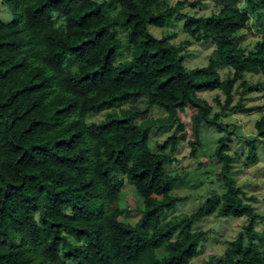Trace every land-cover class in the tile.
<instances>
[{"label":"trees","instance_id":"obj_1","mask_svg":"<svg viewBox=\"0 0 264 264\" xmlns=\"http://www.w3.org/2000/svg\"><path fill=\"white\" fill-rule=\"evenodd\" d=\"M215 1L219 11L188 17L183 27L215 44L226 80L214 65L188 70L172 37L150 32L179 20L184 1L1 0L14 21H0V264H193L204 232L192 225L214 214L249 218L216 264H264L259 214L236 186L229 140L212 156L225 193L179 221L163 219L177 202L167 149L179 138L152 150L150 130L172 127L190 109L196 146L199 127L218 117L199 93L223 91L226 111L245 74L264 77V32L252 50L241 45L264 0H246L243 9L240 0ZM123 46L130 58L119 61ZM139 98L144 108L131 105ZM153 106L167 120H141ZM103 111L99 123L86 122ZM255 131L264 140V116ZM249 147L250 165L257 153ZM125 178L143 199L136 225L122 220Z\"/></svg>","mask_w":264,"mask_h":264},{"label":"rangeland","instance_id":"obj_2","mask_svg":"<svg viewBox=\"0 0 264 264\" xmlns=\"http://www.w3.org/2000/svg\"><path fill=\"white\" fill-rule=\"evenodd\" d=\"M101 4L108 0H94ZM184 1L185 6L178 12L180 19L172 24L156 28L150 27V32L157 36H170L171 44L180 50L184 57V65L188 70L215 66L221 79L226 80L231 73L228 69L215 65L216 46L211 40L198 41L184 30V22L188 17H207L221 8L215 0H173V2ZM194 2V5L192 3ZM246 0H240V8H244ZM0 21L11 23L14 21L13 13L0 0ZM264 32V14L262 17L250 12L249 29L242 31L244 39L242 46L247 51L252 50L261 39ZM125 45L126 35L119 30L118 35ZM119 61L130 58V50L123 46ZM234 98L231 107L224 110L226 95L221 90L204 91L199 96L206 100L211 106L210 118L218 114L214 125L203 122L199 127V143L194 135L190 109L180 113L181 122L176 121L172 127H155L150 130V147L156 149L157 143L166 141L173 135L179 138L167 152L173 159V163L167 166V171L175 178L172 196L177 198L174 208L167 209L163 219L181 220L183 216L198 210L212 194L225 193L224 181L219 178L220 170L212 156L217 146L225 139L228 141V154L235 159L234 179L244 195V199L250 204L254 211L259 214L255 222V229L264 232V140L259 138L255 131V123L264 116V77L251 73L245 74L233 89ZM131 105L144 108L146 101L139 98ZM239 106L243 111L235 109ZM235 107V108H232ZM127 109L122 105L117 111ZM108 111L91 114L86 117V122L99 123ZM168 114L158 106H153L149 112L140 117L141 120H167ZM180 123L182 127H180ZM216 125V126H215ZM184 136L183 139L180 137ZM256 146L257 161L247 164L250 153V144ZM119 205L122 210V220L131 225H136L142 217L144 209L143 199L135 191L134 187L125 178L124 188L121 192ZM249 218L223 217L214 214L192 225L193 231L204 232L199 241V255L193 260V264H216L222 260L229 247V242L236 239L242 232L243 226L247 225ZM263 245V242H259Z\"/></svg>","mask_w":264,"mask_h":264}]
</instances>
